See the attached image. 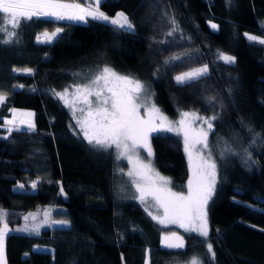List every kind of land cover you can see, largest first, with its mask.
Masks as SVG:
<instances>
[{
	"label": "trees",
	"instance_id": "obj_1",
	"mask_svg": "<svg viewBox=\"0 0 264 264\" xmlns=\"http://www.w3.org/2000/svg\"><path fill=\"white\" fill-rule=\"evenodd\" d=\"M101 10L109 16L123 11L135 32L90 18L86 23L33 18L17 29L9 26L17 36L0 43V91L7 93L0 105V209L8 213L9 228L47 206L51 218L69 222L48 224L37 234L11 231L6 264H174L196 253L203 264H264V141L255 136L264 138V44L245 36L264 38V0H104ZM165 13L175 16L184 39L180 33L166 35ZM57 27L63 31L53 42L36 40ZM219 52L236 57V63L219 61ZM174 55L182 59L165 64ZM105 64L147 83L169 117L187 109L219 116L210 135L219 170L208 205L214 259L197 234L157 224L138 201L118 193L123 174L116 172L113 149H93L72 130L69 111L53 90L81 82ZM204 64L207 77L189 86L176 83L175 75ZM209 97L216 99L210 104ZM13 108L33 113L35 131L17 121L4 125L16 116ZM9 127L21 130L9 133ZM215 139L236 154L221 157ZM150 142L155 168L171 179L173 189L184 190L190 170L181 142L169 132L153 133ZM244 149L254 164L245 163ZM173 230L184 237L183 249L161 244L162 234ZM43 243L50 250L33 248Z\"/></svg>",
	"mask_w": 264,
	"mask_h": 264
},
{
	"label": "snow or ice",
	"instance_id": "obj_2",
	"mask_svg": "<svg viewBox=\"0 0 264 264\" xmlns=\"http://www.w3.org/2000/svg\"><path fill=\"white\" fill-rule=\"evenodd\" d=\"M104 0H91V2H67V0H0V33L5 38L0 43L9 44L17 36L16 31L10 30L19 28L22 22L31 21L33 18H54L55 20H67L73 22H87L90 18L94 21L110 24L118 31L135 32V25L123 11L117 12L110 17L101 10ZM169 30L166 35L173 37L177 33L184 39L183 30L180 28L175 16L164 14ZM10 26V28H9ZM213 30H218V25L210 22ZM63 31L57 27L51 33L45 31L42 36H37L38 42L51 43ZM249 41L264 44V39L245 33ZM191 40V37H187ZM185 55H189L185 53ZM180 55H174L165 64L181 60ZM219 61L233 65L236 57L219 52ZM14 72L24 71L31 73L32 69H13ZM209 65L204 64L189 71L182 72L174 77L176 83L181 86H189L200 81L209 75ZM74 75H79L74 74ZM19 87H23L20 85ZM71 89V92H70ZM54 95L65 102V105L72 110L75 127L79 128L83 138L89 146L96 150L108 151L115 149L117 160L126 159L131 165L126 174L132 185L139 194L135 198L142 204H148L150 197L154 203L152 207L162 214L153 215L152 211L145 207V210L154 220L159 223L177 224L185 232L195 233L206 242L207 252L215 258L213 244L208 241L210 229L208 223V205L213 200L219 182V170L217 161L214 158L212 145L209 142L210 134H214L215 121L219 119L217 114L212 116H201L196 111H181L178 121H171L155 105L152 100V93L147 85L139 78L131 75H122L116 72L111 66L105 64L98 67L84 81L74 83L63 91L53 90ZM69 97H71L69 99ZM215 97H209V103L215 101ZM7 100V93L0 91V105ZM82 104L83 107L77 108ZM141 109L144 114H141ZM17 113V109H11ZM79 112V115H77ZM28 117L21 123L26 124V131H35V124L31 121L33 113H20ZM199 122L198 126L193 127ZM14 119L4 121V125H14ZM20 131L19 128L9 127L8 132ZM160 131L175 132L183 135L184 151L189 161L190 175L187 180V192L173 191L170 178L162 176L154 167V153L151 147L150 138L153 133ZM251 131V129H250ZM262 139L260 134H255ZM222 139V138H220ZM256 143V139L252 141ZM146 152V158H141L140 152ZM225 153L236 154L235 150L226 141L220 146V155ZM245 163L251 162V152L244 149ZM24 188L23 184L18 185ZM31 187H37V181H33ZM63 193V188H61ZM8 213L0 209V264H6L5 238L12 231L8 227ZM34 213L24 217L36 219ZM48 213L45 212L47 218ZM60 225H67L68 221H53ZM39 225L32 228L37 231ZM15 231H29L27 225ZM168 248L183 249L185 247L184 237L175 232L171 236L164 237L162 241ZM25 255H28L27 253ZM148 264V261H146ZM186 264H203L198 256L190 258Z\"/></svg>",
	"mask_w": 264,
	"mask_h": 264
},
{
	"label": "rangeland",
	"instance_id": "obj_3",
	"mask_svg": "<svg viewBox=\"0 0 264 264\" xmlns=\"http://www.w3.org/2000/svg\"><path fill=\"white\" fill-rule=\"evenodd\" d=\"M89 2H91V0H84V2L83 3H85V5H87V3H89ZM118 12H120V11H118ZM109 16V15H108ZM113 16H115V15H112V16H110V17H113ZM51 33V32H50ZM40 36H42V35H40ZM255 36V35H254ZM258 37V36H257ZM259 38H261V39H264V38H262V37H259ZM101 67H103V66H101ZM117 72V71H116ZM93 73V71H91V72H89V73H87V76L83 79V81H81V82H84L91 74ZM119 73V72H118ZM121 74V73H120ZM180 74V73H179ZM123 75V74H122ZM178 75V74H177ZM176 76V75H175ZM78 83H80V82H78ZM146 85H147V87H148V90L150 91V93H152V90H151V88H150V86L147 84V83H145ZM70 85H73V84H70ZM70 85H68V86H66L65 88H69V86ZM65 88H63L62 90H60V91H63ZM70 92H71V89H70ZM71 97H69V99H70ZM152 100H153V97H152ZM62 101V103L65 105V102L63 101V100H61ZM154 102V101H153ZM155 103V102H154ZM156 105V104H155ZM157 106V105H156ZM65 107L67 108V110L69 111V114H70V121H71V128H72V130L74 131V133L76 134V135H79L80 137H82L83 138V134L80 132V130H79V128H77V127H75V120L73 119V115H72V110L69 108V107H67L66 105H65ZM79 107H83V105L82 104H80V105H77V108H79ZM158 107V106H157ZM159 108V107H158ZM181 111H195V110H192V109H187V110H181ZM180 111V112H181ZM180 112L176 115V116H174V117H169L168 115H166V114H164L165 116H167L168 117V119L169 120H171V121H178L179 119H180ZM197 112V111H196ZM20 113H27V111H20V112H17L16 113V116H13L11 119H14L15 121H17L18 123H20V124H22L21 123V121L22 120H27V119H29L28 117H24V116H21L20 115ZM199 113V112H198ZM141 114L143 115L144 114V110L143 109H141ZM77 115H79V112H77ZM199 115H201V116H206V115H203V114H201V113H199ZM207 117V116H206ZM9 118H7V119H5V120H8ZM198 124H199V122L197 121V123L196 124H194L193 125V127H196V126H198ZM7 126V125H6ZM160 132H168V131H160ZM169 133H171L173 136H175L177 139H178V141L179 142H181V144H182V146H183V148H184V140H183V135L182 134H180V135H178V134H176L175 132H169ZM211 135V134H210ZM210 138H211V136H209V142H210ZM84 139V138H83ZM85 140V139H84ZM151 143V142H150ZM215 145H217V147H216V149L218 150V151H220V146H222L223 145V142L220 140V139H215ZM113 151H114V156H115V166H116V172H117V174L119 175V176H121V172H120V169H122V167H121V165L122 164H124L125 165V168H124V170H123V172L124 173H127V171L129 170V168L131 167V165L130 164H128V162H127V160L126 159H121V160H117V158H116V151H115V149L113 148ZM212 151H213V155H214V158L216 159V161H217V155H215V150H213V148H212ZM218 154H220V153H218ZM146 152H144L143 150H141V152H140V156H141V158H146ZM186 156H187V154H186ZM187 159H188V157H187ZM188 163H189V161H188ZM155 167V166H154ZM156 169V168H155ZM157 170V169H156ZM158 171V170H157ZM159 172V171H158ZM162 176H165L164 174H162L161 172H159ZM190 175V174H189ZM123 176V179L122 178H120L119 180H120V183L117 185V191H118V193H120L121 195L122 194H124L125 193V195L126 194H128L130 197H132V198H134L136 201H138L142 206H143V208L145 209V207L147 206L148 207V209L150 210V211H152V213H153V215H157V216H159V215H161L162 214V210L161 211H157L156 210V208H154V207H152V204L154 203V201H152L151 200V198L149 197L148 198V204L147 205H145V204H142L138 199H136L135 197L136 196H138L139 194L137 193V191H136V189H135V187L132 185V183H131V180H130V178L126 175V174H123L122 175ZM166 177V176H165ZM18 185H20V184H17L16 185V187L17 188H19L18 187ZM173 191H184L185 193L187 192V182H186V186H185V188H184V190H177V189H173ZM52 207L50 206V207H44V208H42V209H38V210H33V211H30V212H28L26 215H28L29 213H34V214H37L36 215V219L35 220H33L31 217H29V219L26 221L25 219H24V217L26 216V215H23V218H22V221H21V223L19 224V225H17V226H14V227H11V228H9V229H11L12 231H14V232H22V233H27V234H37V233H39V231L42 229V228H46L47 226H48V224L50 225V226H52V227H66V226H68V224L67 225H60V224H57V223H53V221H66V220H62V219H56V218H51V215H52ZM45 212H47L48 213V216H47V218L45 217ZM152 217V216H151ZM153 219V218H152ZM154 220V219H153ZM157 224H159V225H161V226H163V227H176V228H179L180 230H182V231H184L185 232V230L183 229V228H181V227H179V225H177V224H168V223H159L157 220H154ZM25 225H27L28 226V228H29V231H15L16 229H22V228H24L25 227ZM37 225H39V227H38V230L37 231H32L31 229L32 228H34L35 226H37ZM9 227V226H8ZM173 232H175L177 235H180L179 233H178V231H175V230H173V231H169V232H166V233H163L162 234V237H161V244L163 245V246H165L164 245V243H162V241L164 240V237H166V236H171V234L173 233ZM188 233V232H187ZM181 236V235H180ZM205 246H206V242H205ZM33 248H35V249H39V250H50V245L49 244H47V243H43V244H34V246H33ZM206 249H207V247H206ZM200 253V252H199ZM208 253V252H207ZM208 255H210L209 253H208ZM193 256H199L200 257V255L198 254V253H196V255H191L187 260H184V261H175V263L174 264H186V262H188L189 260H190V258H192Z\"/></svg>",
	"mask_w": 264,
	"mask_h": 264
},
{
	"label": "crops",
	"instance_id": "obj_4",
	"mask_svg": "<svg viewBox=\"0 0 264 264\" xmlns=\"http://www.w3.org/2000/svg\"><path fill=\"white\" fill-rule=\"evenodd\" d=\"M67 2H72V1H67ZM52 19H54V18H52ZM64 21H67V20H64ZM45 31H43V32H41V33H39L37 36H40V35H42L43 33H44ZM48 32V31H47ZM52 32V31H51ZM50 33V32H49ZM36 40H37V38H36ZM42 43H44V42H42Z\"/></svg>",
	"mask_w": 264,
	"mask_h": 264
}]
</instances>
